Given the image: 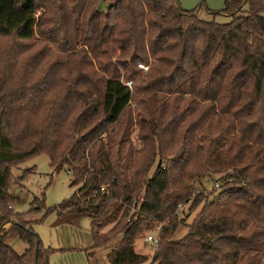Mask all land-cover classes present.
I'll return each instance as SVG.
<instances>
[{"label": "trees", "instance_id": "obj_1", "mask_svg": "<svg viewBox=\"0 0 264 264\" xmlns=\"http://www.w3.org/2000/svg\"><path fill=\"white\" fill-rule=\"evenodd\" d=\"M100 1L0 0V264H48L59 249L33 224L52 211L91 220L87 260L118 237L109 264H259L264 225L242 206L264 218V0L206 16L179 0ZM39 154L76 191L16 212L25 176L11 170ZM146 231L152 255L135 249Z\"/></svg>", "mask_w": 264, "mask_h": 264}, {"label": "rangeland", "instance_id": "obj_2", "mask_svg": "<svg viewBox=\"0 0 264 264\" xmlns=\"http://www.w3.org/2000/svg\"><path fill=\"white\" fill-rule=\"evenodd\" d=\"M179 1L185 8H191L195 5H198L201 14L204 16H206V6L213 10H218L223 7V0ZM105 6V1L101 0L100 7L104 8ZM230 18L231 16L225 13H217L215 15V20L219 22L228 21ZM142 66L143 67L141 68L145 71L147 69V66ZM131 112L132 117L134 118L133 103L131 104ZM131 138L136 146L138 144L136 140V128L133 129ZM153 169L154 166L151 169V172ZM11 171L14 177H17L20 174L25 176L23 180H19L13 185V192L18 197V199H16L12 205L13 210L16 212H24L29 210L32 196H40L42 191L44 192V202L47 208L56 206L64 199L69 198L76 191V187H71L69 184L70 173L68 169L64 167L59 171H53L49 165V157L46 154H39L30 157L23 161L21 164L13 167ZM213 176L212 178L205 177L202 180L203 187L207 189H211L212 186L213 188H217L214 185L217 182L216 177L218 175L214 174ZM199 207L185 216V222H190L192 220ZM184 208H186V205L184 206ZM242 208L249 214L251 223L254 222L264 225L263 217H258L253 211H250L245 206H242ZM44 211L45 210H39L32 214L30 218L32 220H38L42 218L43 214L45 213ZM184 215H186V212L184 213ZM179 216L181 217V215ZM56 218V212L52 211L45 217H43L42 221H37L33 224V229L37 233L43 244L48 245L45 243L47 241L53 245H57L55 246L56 248L58 247V245L61 246L60 248H57L59 250L57 251L58 253L56 256L57 259L55 261V264H109L106 255L112 250V248L118 241V237L94 249L93 256L89 260H87L84 250L88 249L91 246L92 240L91 239L89 243H87L85 240L88 239L89 241L91 234V231L89 230L91 221H89V218L84 216L82 218L80 217L76 223L61 222L62 224L55 223ZM56 225L63 226L59 228H68V230H54L52 239H45L46 235L49 236L50 232H52L51 228L55 227ZM71 225H73L74 227H71ZM111 226L112 224L108 225L102 231H107ZM186 231V227L184 225H180L177 229V232L175 233V237H181ZM152 233L153 231H146L135 241V249L137 251L152 255L155 249L145 241L146 236ZM9 243L18 252H22L25 249L24 243L16 237L10 239ZM263 261L264 258L259 264H262Z\"/></svg>", "mask_w": 264, "mask_h": 264}, {"label": "crops", "instance_id": "obj_3", "mask_svg": "<svg viewBox=\"0 0 264 264\" xmlns=\"http://www.w3.org/2000/svg\"><path fill=\"white\" fill-rule=\"evenodd\" d=\"M82 217H84V216H82ZM81 217V218H82ZM89 221H91L90 219H89ZM62 224V223H61ZM61 224H59V225H61ZM67 225H69V224H67ZM52 227V226H51ZM50 227V228H51ZM59 227H63V226H58V225H56L55 227H52L51 229V231L52 232H50V234H49V236H47L46 235V237H45V239H48V240H51L52 239V234H53V232H54V230L55 231H60L61 229H64V230H68V228H59ZM71 227H74L73 225H71ZM89 230H90V227H89ZM86 240V242L87 243H89L90 242V240H91V234H90V238H89V241H88V239H85ZM46 244H48V245H45V244H43L44 246H47V247H51V248H56L55 246H57V245H53V244H51V243H49V242H45ZM91 244H92V240H91ZM77 245V244H76ZM65 246H67V245H65ZM61 246H59L58 245V247L57 248H60ZM63 247V246H62ZM56 248V249H57ZM57 251H55L54 253H52L51 255H50V259H49V263L48 264H55V261H56V256H57Z\"/></svg>", "mask_w": 264, "mask_h": 264}, {"label": "built area", "instance_id": "obj_4", "mask_svg": "<svg viewBox=\"0 0 264 264\" xmlns=\"http://www.w3.org/2000/svg\"><path fill=\"white\" fill-rule=\"evenodd\" d=\"M139 66L143 67L142 65H139ZM215 187H217V185H215ZM145 241L147 243H149L151 245V247H153L154 249L157 247L158 242H159V240H158V238H157L155 233L147 235L146 238H145Z\"/></svg>", "mask_w": 264, "mask_h": 264}]
</instances>
